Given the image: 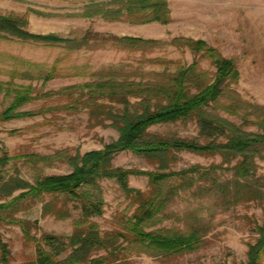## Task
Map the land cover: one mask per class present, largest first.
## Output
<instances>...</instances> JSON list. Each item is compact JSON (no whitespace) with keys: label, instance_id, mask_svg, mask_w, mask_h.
<instances>
[{"label":"rangeland","instance_id":"rangeland-1","mask_svg":"<svg viewBox=\"0 0 264 264\" xmlns=\"http://www.w3.org/2000/svg\"><path fill=\"white\" fill-rule=\"evenodd\" d=\"M116 1L0 0V14L24 18L28 31L70 41L52 44L0 37V114L13 102L8 83L17 87L31 86L34 90V99L16 109V112L30 114L0 120L1 148L11 155L50 156L57 151L82 155L117 139V129L109 125L93 126L87 111L82 108L77 112L54 109L40 113L42 109L67 102V96H48L47 93L83 84L92 74L113 66L129 78L145 81L153 79L157 73L175 71L193 62H198L203 70L215 72V66L204 52H192L184 45H174L172 41L177 38L201 40L207 48L233 60L240 73L233 87L243 99L264 106V0H166L171 15L168 23H131L125 14L117 13L119 4ZM125 36L151 42L137 47L123 46L118 39ZM53 68L56 76L45 82L40 75ZM220 114L240 122L225 112ZM245 128L258 130L255 125ZM151 130H170L181 136L198 133L193 122L159 124ZM177 157L173 165L176 170L221 162L219 155L181 152ZM113 162L115 166L140 171H150L158 165L132 151L118 153ZM257 162L259 175H264V149ZM15 169L10 168L9 172L31 184L39 171L44 175H62L74 170L66 161L31 164L26 158H20ZM100 183L105 198L104 213L92 220L102 232H108L118 229L120 218L131 215L135 205L115 180L104 179ZM129 184L147 190L149 179L142 174L131 175ZM23 191L19 189L5 199L0 198V203L9 204ZM49 202L51 205L45 210ZM66 209L70 210L69 215L63 214ZM262 209L256 201L228 208L215 198L193 191L182 192L169 206L163 225L199 228L205 239L202 247L168 255L133 251L126 263L245 264L248 245L258 237L255 225L263 223ZM3 215L6 220L0 223V233L11 250V264H23L34 257L35 240H40L43 234L71 235L79 211L62 197L44 194L39 198L20 200L19 205L5 209ZM11 219L14 222H10ZM66 255L67 252H63L59 257Z\"/></svg>","mask_w":264,"mask_h":264},{"label":"trees","instance_id":"trees-1","mask_svg":"<svg viewBox=\"0 0 264 264\" xmlns=\"http://www.w3.org/2000/svg\"><path fill=\"white\" fill-rule=\"evenodd\" d=\"M116 2L119 4L117 13L125 14L131 23H168L171 20L166 0ZM26 26L27 22L22 17L0 14L2 38L52 44L70 42L56 35L32 33ZM118 41L130 47L151 42L128 36ZM172 43L184 45L192 52H204L215 66V72L203 70L198 62H193L175 71L157 73L153 79L145 81L132 76L129 78L113 66L92 74L91 79L83 84L47 93L48 96H67V102L42 109L40 113L54 109L77 112L82 108L87 111L93 126L109 125L117 129V139L82 155L67 151H57L50 156L11 155L0 147V198L5 199L16 190H24L9 204L0 203V223L6 220L3 215L5 209L19 205L20 200L27 197L39 198L44 194L62 197L79 211L71 235L43 234L40 240H35L34 257L23 264H127L128 255L133 251L168 255L198 250L205 241L199 228L163 225L171 203L182 192L188 191L215 198L228 208L243 202H260L263 223L255 225L258 237L248 245L245 264H262L264 175L258 173L257 160L264 149V106L243 99L233 87L240 78L233 60L224 58L213 48H207L201 40L177 38ZM55 70L53 68L40 76L46 82L56 76ZM8 85L13 102L2 111L0 120L30 114L16 112V109L34 99L32 87H17L11 82ZM221 112L236 117L240 122L223 117ZM189 122L198 127L197 134L181 136L175 131L151 130L159 124ZM250 125H255L258 130H246L245 127ZM123 151L140 154L158 165L150 171L115 166V156ZM181 152L219 155L221 162L176 170L173 165L177 162V153ZM20 158H26V162L31 164L50 165L55 161H66L74 170L62 175H44L39 171L31 184L9 172L10 168L15 169ZM136 174L148 177L147 190L130 186L129 177ZM104 179L115 180L135 205L131 215L120 218L119 228L108 232H102L92 220L104 213L105 198L100 183ZM50 205L49 202L45 210ZM69 211L66 209L63 214L69 215ZM24 232L28 235L26 228ZM63 252L67 255L60 258ZM11 259V250L0 233V264H11Z\"/></svg>","mask_w":264,"mask_h":264}]
</instances>
